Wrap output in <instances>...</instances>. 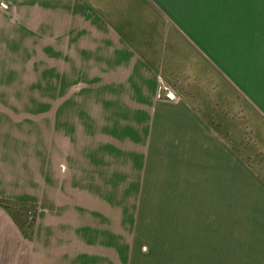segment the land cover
<instances>
[{"label": "crops", "instance_id": "crops-1", "mask_svg": "<svg viewBox=\"0 0 264 264\" xmlns=\"http://www.w3.org/2000/svg\"><path fill=\"white\" fill-rule=\"evenodd\" d=\"M41 79L50 129L76 128L54 140L61 178L65 156L94 177L127 160L142 190L157 185L160 255L264 264V0H0V80H14L0 95L13 94L20 110L28 101L44 110L32 106ZM71 110L85 112L84 122ZM60 177L53 203L69 218H38L30 240L46 242L43 256L65 253L50 247L58 224L81 229L75 205L107 209L86 193L65 196ZM30 259L36 264L35 253Z\"/></svg>", "mask_w": 264, "mask_h": 264}, {"label": "rangeland", "instance_id": "rangeland-1", "mask_svg": "<svg viewBox=\"0 0 264 264\" xmlns=\"http://www.w3.org/2000/svg\"><path fill=\"white\" fill-rule=\"evenodd\" d=\"M40 82L43 85L38 87L42 93L32 106L37 104L44 110H30L29 101L27 104H21L24 109L20 110L13 94L5 96L6 100L0 95V200L30 204L29 208H23L21 217H18L24 220L25 227L32 220H35V227L38 218L46 213L56 221L65 216L69 218L67 207L57 209L53 203L52 195L54 196L58 185L57 177H60L57 174L56 161L64 160L62 147L54 140L57 134L74 135L76 128L72 127L71 131L69 127H65L57 132L59 129L54 127L55 134L53 138L49 137L54 128L49 127L51 112L46 111L47 80L41 79ZM1 85L8 88L14 85V80H0ZM68 112L81 117L84 122L85 112L83 119L80 115L82 112ZM106 130L109 132L108 128L102 129L104 134H108ZM82 131L94 134L93 129L88 126L83 127ZM104 146L109 145L103 144ZM77 147L78 144L68 143L67 150L74 151ZM87 152V160L90 162L88 165H92L93 156L96 155L93 144ZM100 152L104 153L105 149ZM108 154L111 155L110 152ZM123 154L124 152L119 150V156ZM65 157L69 172L65 178L60 177L64 182L63 187L67 188L65 190L61 186V192L74 201L77 199L75 191L81 195L86 193L106 207V211L100 208L90 209L79 201L82 205L78 203L79 205L73 207L75 213L72 216L81 223V229L66 223L58 224L62 230L61 236H52L50 247L54 245L58 250L63 248L61 251L65 253H48L43 256L39 253V248H43V243L45 245L46 242L43 239H35L33 243L32 240H23L14 218L0 206V264H30L31 253L36 255V264H42L43 258L53 264H159L160 258L165 262L171 257L170 261L176 263L174 256L159 254L162 246L157 221L160 197L153 187L157 185H144L145 189L142 190L141 183H138L141 179L138 169L134 166L135 174H127V160H119L118 170L106 172L103 169L102 173L101 169L97 170V176L94 177L89 172H94L93 168L86 173L81 172L78 168L79 159H74L73 156ZM94 180L99 183L98 186L93 183ZM147 186H151L150 189H146ZM93 223L96 224L94 227ZM69 233L71 238L67 236ZM181 258L182 256H179V259Z\"/></svg>", "mask_w": 264, "mask_h": 264}, {"label": "trees", "instance_id": "trees-1", "mask_svg": "<svg viewBox=\"0 0 264 264\" xmlns=\"http://www.w3.org/2000/svg\"><path fill=\"white\" fill-rule=\"evenodd\" d=\"M0 205L3 206L7 210V212L14 218L15 223L19 227L20 231H22L23 236L27 238L28 240L31 239V232H32V223H29L27 227H25V223L23 219H19L18 217H21L20 213L23 211V208H29L30 204L21 203V202H6L3 200H0ZM8 206H14L13 209L8 208ZM19 219V220H18Z\"/></svg>", "mask_w": 264, "mask_h": 264}, {"label": "built area", "instance_id": "built-area-1", "mask_svg": "<svg viewBox=\"0 0 264 264\" xmlns=\"http://www.w3.org/2000/svg\"><path fill=\"white\" fill-rule=\"evenodd\" d=\"M160 91L162 93H164L163 97H164L165 100L173 101L174 95L172 94V92L167 87H161Z\"/></svg>", "mask_w": 264, "mask_h": 264}, {"label": "flooded vegetation", "instance_id": "flooded-vegetation-1", "mask_svg": "<svg viewBox=\"0 0 264 264\" xmlns=\"http://www.w3.org/2000/svg\"><path fill=\"white\" fill-rule=\"evenodd\" d=\"M1 206V205H0ZM2 208H3V206H1ZM8 208H10V209H13L14 208V206H8ZM5 209V208H4ZM6 210V209H5ZM7 211V210H6ZM34 221L35 220H32V221H29V223H32L33 225H32V232H33V227H34ZM18 227V226H17ZM18 229H19V227H18ZM20 230V229H19ZM32 232H31V234H32ZM21 233H23L22 231H21ZM23 235V234H22Z\"/></svg>", "mask_w": 264, "mask_h": 264}]
</instances>
